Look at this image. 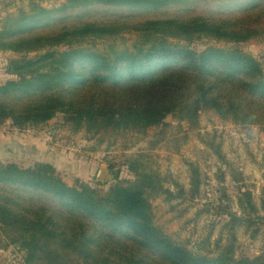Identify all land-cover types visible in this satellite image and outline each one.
Listing matches in <instances>:
<instances>
[{"label":"trees","instance_id":"obj_1","mask_svg":"<svg viewBox=\"0 0 264 264\" xmlns=\"http://www.w3.org/2000/svg\"><path fill=\"white\" fill-rule=\"evenodd\" d=\"M202 40L264 41V0L32 4L1 22L0 52L18 58L5 67L14 79L0 84V128L25 131L60 116L72 134L144 135L168 116L195 123L213 112L234 126L264 130L260 62L237 48L194 50ZM125 167L133 181L118 180L102 196L83 183L67 185L49 164L0 160L4 244L24 251L26 264H264L261 257L239 259L232 249L237 227L246 223L255 235L264 222L250 192L239 193L237 211L230 201L225 207V246L206 251L207 238L191 253L154 226L150 207L152 199L169 202L182 190L174 185L176 196L163 188L148 154ZM191 177L195 195V169Z\"/></svg>","mask_w":264,"mask_h":264},{"label":"rangeland","instance_id":"obj_2","mask_svg":"<svg viewBox=\"0 0 264 264\" xmlns=\"http://www.w3.org/2000/svg\"><path fill=\"white\" fill-rule=\"evenodd\" d=\"M64 2L0 0V27L3 19L27 12L32 4L51 9L59 8ZM90 42L97 41L85 43ZM209 46L237 48L258 60L264 72V41L231 46L202 40L195 42L192 48L200 51ZM17 58L18 55L0 52V84L14 79L5 74V67L7 61ZM139 153L152 156L164 189L176 196L179 190L174 185L182 190V194L169 202L163 197L152 199L150 207L154 226L170 242L182 245L188 252L195 253L207 238L210 246L206 251L217 254L225 246L228 240L227 232L222 229L227 222L225 207L230 201L234 205L233 212L237 211L240 192H250L260 215L264 216L260 210V201L264 202V130L234 126L220 120L213 112L202 113L195 123L178 122L168 116L162 126L144 135L132 132L101 133L97 137L84 132L72 134L60 116L45 126L25 131L13 130L9 123L0 128L1 161L28 168L38 163L47 164V154L63 157L62 166H52L56 175L69 186L83 183L102 196L118 180L133 181L125 164ZM102 166L113 180L95 181L94 176L96 178ZM194 169L199 174V186L192 195L189 191ZM92 171L95 175L86 180V173ZM259 226L255 235H252L255 228L248 229L246 223L235 229L236 242L232 249L237 258L264 259V222ZM220 239L222 242L218 243ZM4 243V238H0V250L3 256L7 255L1 260L4 264H26L24 251Z\"/></svg>","mask_w":264,"mask_h":264},{"label":"crops","instance_id":"obj_3","mask_svg":"<svg viewBox=\"0 0 264 264\" xmlns=\"http://www.w3.org/2000/svg\"><path fill=\"white\" fill-rule=\"evenodd\" d=\"M47 157H48V160H46L45 162L47 163V164H50L51 166H53L54 168H56V166H62L63 165V163H64V159L65 158H63V157H59V158H57L54 154H51V155H49V154H47L46 155ZM94 174V171H92V172H90L89 174H87L86 173V180H90V177H91V175H93ZM95 175V174H94ZM94 179H95V176H94ZM3 257H4V259L7 257V255L5 254L4 256H3V254H2V252H1V250H0V264H4L1 260H3ZM8 260V259H7Z\"/></svg>","mask_w":264,"mask_h":264},{"label":"water","instance_id":"obj_4","mask_svg":"<svg viewBox=\"0 0 264 264\" xmlns=\"http://www.w3.org/2000/svg\"><path fill=\"white\" fill-rule=\"evenodd\" d=\"M108 180H113V177L110 176L106 170V168L104 166H102L100 168V171L98 172V174L96 175V178H95V181L96 182H105V181H108Z\"/></svg>","mask_w":264,"mask_h":264},{"label":"built area","instance_id":"obj_5","mask_svg":"<svg viewBox=\"0 0 264 264\" xmlns=\"http://www.w3.org/2000/svg\"><path fill=\"white\" fill-rule=\"evenodd\" d=\"M0 238L2 239L1 231H0Z\"/></svg>","mask_w":264,"mask_h":264}]
</instances>
